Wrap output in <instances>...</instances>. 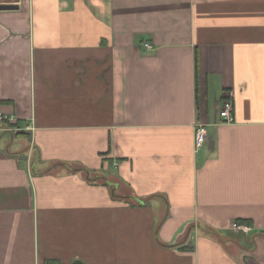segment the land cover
Listing matches in <instances>:
<instances>
[{
  "label": "crops",
  "instance_id": "1",
  "mask_svg": "<svg viewBox=\"0 0 264 264\" xmlns=\"http://www.w3.org/2000/svg\"><path fill=\"white\" fill-rule=\"evenodd\" d=\"M14 7L0 264H264V0Z\"/></svg>",
  "mask_w": 264,
  "mask_h": 264
},
{
  "label": "built area",
  "instance_id": "2",
  "mask_svg": "<svg viewBox=\"0 0 264 264\" xmlns=\"http://www.w3.org/2000/svg\"><path fill=\"white\" fill-rule=\"evenodd\" d=\"M22 0H0V6H19ZM144 47L147 50H151L153 47L151 44L146 43ZM220 117L225 123H234V106L232 100H225L222 103L220 110ZM0 122L4 123H14L15 118L7 116L0 108ZM29 129V128H28ZM207 128L203 124H199L196 129V144L198 147H201L205 144L207 139ZM234 230L248 232L250 229L241 225H234Z\"/></svg>",
  "mask_w": 264,
  "mask_h": 264
},
{
  "label": "water",
  "instance_id": "3",
  "mask_svg": "<svg viewBox=\"0 0 264 264\" xmlns=\"http://www.w3.org/2000/svg\"><path fill=\"white\" fill-rule=\"evenodd\" d=\"M14 6H0V10H6V9H14ZM73 264H86L82 260H76L73 262Z\"/></svg>",
  "mask_w": 264,
  "mask_h": 264
},
{
  "label": "trees",
  "instance_id": "4",
  "mask_svg": "<svg viewBox=\"0 0 264 264\" xmlns=\"http://www.w3.org/2000/svg\"><path fill=\"white\" fill-rule=\"evenodd\" d=\"M48 264H51V263H48Z\"/></svg>",
  "mask_w": 264,
  "mask_h": 264
}]
</instances>
